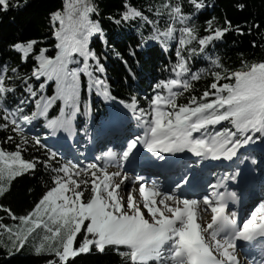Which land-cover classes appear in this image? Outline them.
Instances as JSON below:
<instances>
[{
	"label": "trees",
	"instance_id": "trees-1",
	"mask_svg": "<svg viewBox=\"0 0 264 264\" xmlns=\"http://www.w3.org/2000/svg\"><path fill=\"white\" fill-rule=\"evenodd\" d=\"M8 2L7 11L0 8V153L15 165L7 168L0 164V206L10 208L17 217L25 215L64 182L68 196L72 195L79 208H87L83 235L74 242L78 247L84 240L81 251L85 254L75 258V264H139L132 260L133 251L127 247L108 245L102 252L97 250L104 225L89 228L86 217L102 178L95 169L66 170L71 166L68 153H59L44 142L48 133L43 125L50 118L65 123L75 121L80 138L98 136L113 115L128 127L134 126L132 116L149 129L152 103L157 98L165 100L171 115L189 116L194 126L206 131L214 154L247 138L262 142L264 116L258 132L246 128L236 132V128L237 116L245 109L264 108V0ZM73 30L79 42L76 46L86 53L84 57L72 53L68 64L69 70L80 69L78 114L59 99L46 112V98H31L29 85L34 84L38 91L39 83L45 79L31 77L37 66L34 57L46 48L47 57L55 59L58 43L63 54L64 36L71 37ZM54 33L59 34V40ZM31 40L38 42L22 62L23 53L11 46ZM87 56L92 59L87 61ZM55 89L53 76L46 94L55 95ZM117 98L120 103H116ZM62 107L65 111L60 114ZM35 112L43 116L30 130L22 131L16 126L14 114L20 120ZM97 145L99 158L112 146ZM241 157L254 160L256 169L258 163L264 165L260 153ZM0 223L13 228L19 220L0 209ZM4 234L0 229V242ZM50 252H19L8 257L0 243V264H46L57 259Z\"/></svg>",
	"mask_w": 264,
	"mask_h": 264
},
{
	"label": "rangeland",
	"instance_id": "rangeland-1",
	"mask_svg": "<svg viewBox=\"0 0 264 264\" xmlns=\"http://www.w3.org/2000/svg\"><path fill=\"white\" fill-rule=\"evenodd\" d=\"M1 93L2 90L0 89V95ZM42 116V114L35 112L30 117L17 120L16 114H14V122L20 130L27 131L30 130L33 123ZM190 119L191 118L186 115L183 117L180 116V118L179 116L171 115L167 110V103L165 100L155 98L152 103L150 130L146 128V126L136 123L137 125L133 131H122L113 115L110 116L108 124L102 128L101 133H103V135L100 136L89 134L87 137L80 138L79 133L75 131V121L66 122L63 126H60L59 123L54 127H48V124L43 125L44 130L48 133V135L44 136L45 141H51V139H53L55 144H60L62 145V148H65V150L67 149L66 151H68L67 153L71 166H68L66 170L73 172V168L83 170L95 169L96 173L102 178L97 185L98 194L93 200L91 209L88 212L89 215L86 217L87 225L90 226L89 228L100 224L104 225V235L96 242V247L98 249L103 248L106 245H118L116 243L101 245L100 243L104 240L110 239V230L114 222L118 219H122V217L127 215L131 210L126 201H124L125 198H128V195L140 194V197L144 198L143 205L139 202L141 198H137L136 212L143 215L146 231L151 229L161 230L165 227V223L171 222V228H166L165 231L162 230L156 241L149 247V257L146 260L147 263L188 264L185 262V256H183V258L176 257V248L180 242V236L189 230L190 226L188 227V223L191 220V213H188L187 215H183L182 213L180 217L182 221H174L173 214L176 213V211H178V213L185 211V207L191 208L193 211L202 209L206 212L212 207V194L211 197H208L210 196L209 194L205 197L201 190L202 186L198 188L200 173L192 174L190 178H188V181L190 180L188 186L184 189L179 188L181 183L178 181L171 182V185L163 188V186H160V182L149 177L150 173H143L141 175L131 174L129 171L124 170L122 168L124 164L121 163L120 160H122V154L128 144L127 142H124V139L131 137L133 138L132 140L136 141L138 147H140L141 145H145L144 141L147 137H154V135L165 139L173 138L172 134L185 124L188 125L193 134H195L196 141L199 145L208 144V146L211 147L212 144L206 136V131L199 126L190 125ZM131 120L134 121V117H132ZM237 120L239 121L238 125L241 127H254L256 132L261 129L260 110L256 111L253 108H247L237 116ZM109 124L113 125L109 129L111 131H107V125ZM116 131L119 133H115ZM55 137H57L59 141H57V138L55 139ZM117 137L120 138L118 139L120 142L116 144L113 149H108L102 158L97 157V142L100 139H107L110 141L109 144H113ZM261 139L262 142L247 139L248 148L251 150L246 151L247 154L264 152V134ZM53 147L57 149L59 153H65V150H62L59 147ZM152 148H154V145ZM148 149L149 148H147V150ZM110 156H114L116 159L113 164H109L111 160L108 158ZM149 159L145 160L142 158L141 162H146L145 164H147L149 163L148 161H150ZM0 164L1 166L11 168V166L15 165V162L7 160L5 156L0 153ZM23 164L26 168L29 167V164ZM246 168H248V166H246ZM231 171H233V168ZM223 174L222 171L208 174L204 184L206 186L205 191L208 192L209 190H212L215 187L216 182H221ZM129 179H131V181L125 184L124 182ZM211 179L213 182L209 184L208 181ZM256 190L258 197L254 200L253 194H248V201L246 202L244 210L246 213H244L245 215L243 216L244 219H246L249 217V214L254 215L252 223H256V221L264 215V183L259 185ZM152 194H158L159 197L153 198ZM165 198H171L178 201V204H176L177 209L175 208L176 211L169 213L166 212L168 207L171 208V204L168 205L167 202L165 203ZM154 199L155 201H153ZM183 202H185V204ZM86 211L87 208H79L77 206L72 195L68 196V187L66 183L63 182L58 184L41 200L36 213L37 217L43 219L52 231H48L43 225L37 227L32 234L29 235L24 248L18 252L13 251L12 255H10L9 248H14L15 246L11 245L9 234L5 232L2 237L3 242L1 241L0 243L6 252V256L11 257L19 252L37 254L36 249L42 244L43 248L41 251H56L62 248L64 255H74V253L68 251V248L71 245L72 237L79 232L83 226L85 221L84 214ZM53 218H55L56 223L52 222ZM196 222L198 228L197 239L201 242L203 247L201 252L210 255L216 264H229L227 262H229L231 258L236 257V255L234 256V253L230 250L232 246L223 238L217 236L218 224L212 225V217H209L203 225L200 223L198 225V222L200 221L197 219ZM23 227L24 226H22L19 221V223L14 225L13 230L21 231ZM33 234L34 236H32ZM45 237H48L49 239L45 240ZM124 245H128L130 249L133 250L134 262H146L137 257L139 250L136 246L130 244ZM239 264L247 263L240 262Z\"/></svg>",
	"mask_w": 264,
	"mask_h": 264
},
{
	"label": "bare ground",
	"instance_id": "bare-ground-1",
	"mask_svg": "<svg viewBox=\"0 0 264 264\" xmlns=\"http://www.w3.org/2000/svg\"><path fill=\"white\" fill-rule=\"evenodd\" d=\"M56 138L57 137H55V139ZM132 139L133 138H130L129 142H127L128 143L127 147H126L124 153L122 154V160H120L121 163L125 164L128 162H133L134 160L141 161L142 158H144L145 160L150 158L149 159L150 161H148L149 163H147V164H145L146 162L140 163L141 165L145 164L146 169H140L137 167H133V168H131L132 169L131 173L132 174L133 173L140 174V175L143 173H145V174L150 173L151 174V172L156 169V168H154V165L157 166V161H155V159H154V157L157 155L155 145L158 142L165 140V138L156 137L155 135H154V137H147L144 141L145 145H141L140 147H138V145L136 144V141H135V146L133 147L132 146V142H133ZM51 141L53 142V139H51ZM57 141H59L58 138H57ZM55 142H56V140H55ZM58 145L60 147H62V145H60V144H58ZM153 145H154V148H152ZM55 146H57V145H55ZM59 146H57V147H59ZM147 148H149V149L147 150ZM108 159L111 160L109 162V164H113L116 161L114 156H110ZM199 159L202 160V166H198V162H196L194 160V158L192 160L182 159L180 161V163L178 164V167L180 168V170H179L180 172H176L172 176L166 175V173H165V178H163V181L160 184V186H163V188H164L168 185H171V182H177V180H180L179 181L180 183H182V181H184V183H185L184 188H186L188 186V182L190 181V180L188 181V178H190V176L194 173H200L199 174L200 180L198 182V188L200 186H202L201 190L204 193L203 195L205 197H207V195L210 193V191H212V190H209L208 192L205 191L206 186L204 184L206 181V176L204 174H205L206 169H207V163H206V160H204L202 158H199ZM137 161H134V162H137ZM186 169H188V170H187L186 174H184V171ZM162 174H163V171L160 173V175H162ZM130 181H131V179L126 180L124 183L126 184ZM192 183H194V182H192ZM179 188L184 189L181 187V185L179 186ZM181 191H184V190H181ZM140 196H141L140 194L139 195L134 194V195H128V198H125L124 201H126L127 205H129V208L131 210L128 212L127 215L122 217V219H118L116 222H114V224L110 230V239L104 240L100 244L105 245L108 243H116L118 245L130 244V245L136 246L139 250V252L137 251L138 252L137 257H139L140 259H143V261H146L149 257V254H148L149 247L152 245V243H154L156 241L158 236L161 234L162 230L165 231L166 228L167 229L171 228V226H170L171 222L165 223V227H163L164 229L163 228L161 230L151 229L149 231H146V225H145V222L143 219V215L136 212V208H137L136 204L138 202L137 198H141ZM152 197L155 198V197H159V196H158V194H156V195L152 194ZM143 200H144L143 197L139 200V202H141L142 205H143ZM153 201H155V199ZM166 202L168 205L171 204V208L168 207L166 209L167 213L176 211V209H177L176 204H178L177 203L178 201H175L171 198H165V203ZM183 203L185 204V202H183ZM216 206L217 205L215 203H213L212 207L210 209H208V212H206L205 210H202V209L193 211L191 208L185 207V209H184L185 211H183L181 213L180 212L178 213V211H176V213L173 214L174 215L173 216L174 221H182V219L180 218L182 213H183V215H185V214L187 215L188 213H191L190 214L191 220L188 223L189 224L188 227L190 226L189 230L187 232H185L182 236H180V242L176 248V252H177L176 257L178 256L177 258H180V257L183 258L184 255L188 256V255H191V254L194 255L195 253H197V255H198L197 259L193 258L191 261H189V262L185 261V262L188 264H216L215 262L212 263L213 258H211L210 255L201 252L203 247H202L201 242H199V240L197 239L198 228H197V222H196V219H197L198 221H200V222H198V225H199V223L203 225L209 219V217H212V225L217 224V223L220 224V222L222 220H224L223 219L224 216H222L221 218L218 217V211L216 210ZM199 208H201V207H199ZM244 215L245 214L242 215V219L238 218V222H240V221L245 222V224H243L242 227H245V226L252 224V221L254 220V215L249 214L248 215L249 217L247 216L248 218H246V219H244V217H243ZM263 217H264V215H262L260 217V219ZM223 238H225V240L227 241V238L225 236ZM185 241H189L193 244L198 245V248L196 250L190 252L187 248H185L183 246V242H185ZM231 244H233L232 241H231ZM230 250H231V252L235 253V250L233 248H231ZM242 255H243V253L239 252L237 258H231L229 260V262H227V263L233 264L234 259H238V261L242 263L243 262ZM255 260H256V258L254 259V262L251 264L256 263ZM141 263H143V262H141ZM145 263H147V261Z\"/></svg>",
	"mask_w": 264,
	"mask_h": 264
},
{
	"label": "snow or ice",
	"instance_id": "snow-or-ice-1",
	"mask_svg": "<svg viewBox=\"0 0 264 264\" xmlns=\"http://www.w3.org/2000/svg\"><path fill=\"white\" fill-rule=\"evenodd\" d=\"M21 6L22 5L19 4L16 5V7H21ZM9 7L10 5L8 0H0V8H2L4 11H7ZM136 12L137 14H139V11ZM116 22L118 23L119 21ZM227 23L230 24L231 22L227 21ZM53 36L57 40L60 39L58 33H54ZM37 42L38 41L36 40H31L28 41L27 43L17 42L11 47L15 50L22 52L23 53L22 62H26L27 56L33 52L34 46L37 44ZM78 43L79 42L76 40V36L73 30V35L71 37H68L66 35L64 36L63 54L60 51L61 44L58 43L56 45V48L59 49V51H57L55 59H50L47 57L46 48H41L39 53L36 54L34 57L35 61H37V66L33 68L31 77L35 78L36 80H40L41 77H44L45 79L43 80V82L39 83L38 91L34 84L31 83L29 85L32 89L31 98L35 99L37 96H39V99L46 98L49 102L46 108V112H49V110L55 105L56 101L59 99V100H63L65 104L70 105L71 111L75 115L78 114L77 110L79 108L77 107L76 104L77 101L76 97L78 96V92H79L78 72H80V69L79 68H72L71 70L68 69V64L71 62L72 53H79L82 57L86 55V53L82 52L81 49H79L76 46ZM24 48H27V51H22V49ZM131 54H134V52ZM90 58L92 59V56H87V61H89ZM124 63H126V61H124ZM16 71H18V69H16ZM89 75H91V73ZM53 76L55 77V82H56V89H55L56 94L53 96H48L46 94V89L49 85V82L53 79ZM36 100L38 99H35V101ZM116 103H120L119 98H117ZM64 111L65 109L62 107L60 109V114H63ZM58 123L60 124V126H63L65 121H57L56 118H50L48 120V127H54ZM175 134L179 135V130H177ZM9 139H11V137H9ZM132 146L133 147L135 146V140H133ZM161 159H163V157H161ZM39 206H40V202L38 201L31 211L27 212L25 215L18 217L14 214V212L10 208L0 206V209L6 212L10 218L14 220L18 219L21 225L24 226L21 229V231H14L12 227H8L0 223V229H3L5 232L9 234L11 245L15 246L14 248L13 247L9 248L10 255L13 254V251L18 252L24 248L29 235L32 234V232L37 227L43 225L45 229H47L48 231H52V229L48 227V224L43 219L37 217L36 213ZM52 222L56 223L55 218H53ZM83 232L84 230L81 229L71 239V245L68 248V251L74 253V255H64L63 250L52 251L50 253L54 254V256L57 259L49 260L46 262V264H75V258L80 256L81 254H85L81 251L84 244V240L79 241L78 247L74 246V242L78 240V236L83 235ZM48 239H49L48 237H45V240ZM85 240H87V237H85ZM94 243H95L94 241L89 243L88 246L89 252L92 250ZM42 248H43V244L36 249V252L40 253ZM97 250L102 252L104 249L100 248Z\"/></svg>",
	"mask_w": 264,
	"mask_h": 264
}]
</instances>
